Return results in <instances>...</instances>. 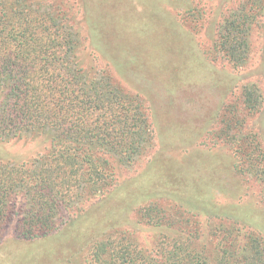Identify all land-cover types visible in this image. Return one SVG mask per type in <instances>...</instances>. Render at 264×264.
I'll list each match as a JSON object with an SVG mask.
<instances>
[{"label": "rangeland", "instance_id": "obj_1", "mask_svg": "<svg viewBox=\"0 0 264 264\" xmlns=\"http://www.w3.org/2000/svg\"><path fill=\"white\" fill-rule=\"evenodd\" d=\"M48 1H62L75 23L88 75L102 70L145 101L153 139L134 160L112 155V184L91 183L46 236L10 231L0 264H84L109 231L131 227L141 230L136 237L146 252L161 231L178 237L181 228L201 232L195 247L209 254L213 232L235 223L246 239H264V171H257L255 148L258 137L264 151V0ZM245 12L249 46L246 60L235 62L218 41ZM247 89L262 94L258 108L250 107ZM48 144L46 134L0 141V156L32 158ZM259 164L264 168V158ZM151 204L172 224L147 223L141 215Z\"/></svg>", "mask_w": 264, "mask_h": 264}, {"label": "trees", "instance_id": "obj_2", "mask_svg": "<svg viewBox=\"0 0 264 264\" xmlns=\"http://www.w3.org/2000/svg\"><path fill=\"white\" fill-rule=\"evenodd\" d=\"M64 6L62 1L0 0V141L49 136L37 156H0V244L10 231L22 239L46 236L63 224L62 211L91 183L112 184V155L134 160L153 139L141 96L120 89L102 70L90 76L80 65V35ZM248 15L237 14L240 21L220 32L218 43L235 62L246 60ZM246 94L250 107L258 108L262 94L251 89ZM255 148L257 171H264L258 137ZM141 216L155 226L172 224L157 205L143 208ZM181 229L178 237L161 231L150 252L137 240L139 228L109 231L101 244L92 245L84 264H264V239L254 234L246 239L236 223L213 232L214 254L195 247L201 232Z\"/></svg>", "mask_w": 264, "mask_h": 264}]
</instances>
